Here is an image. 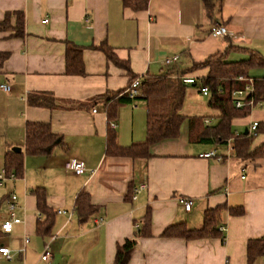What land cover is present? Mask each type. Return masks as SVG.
<instances>
[{
  "label": "crops",
  "instance_id": "crops-1",
  "mask_svg": "<svg viewBox=\"0 0 264 264\" xmlns=\"http://www.w3.org/2000/svg\"><path fill=\"white\" fill-rule=\"evenodd\" d=\"M16 11L23 14V36L14 35L15 14L10 15L7 28H0V85H10L9 91L0 88V171L13 147L23 154L22 175L0 184V202L7 206L8 197L15 194L16 213L22 220L13 224L11 232L2 233L5 239L0 244L11 250L10 260H21L34 241L39 251L36 264H111L116 245L136 235L149 211L151 234L138 233L127 264H248V239L264 235V158H237L234 140L245 130L251 133L253 121L264 122V100L247 115L232 118V135L222 143L200 140L199 127L192 121L203 116L210 120H203L206 125L216 123L218 111L208 102L214 114L204 107L201 113H182L178 137L152 144L145 157L106 154V135L113 131L120 146L146 137L144 91L134 101L115 102L132 77L171 70L174 76L180 72L182 77L198 79L208 68L194 65L215 53L225 52L230 61L246 59L254 51L264 56V0H222L212 18L201 0H149L140 11L124 7L121 0H0V22L6 13ZM214 25L225 26L228 35H211ZM102 44L126 62L129 71L109 60L99 49ZM69 46L81 51V74L66 72ZM248 74L262 78L264 66H251ZM184 84L186 95L187 86L194 85ZM37 93L50 94L54 106L31 104L29 96ZM203 96L209 100L208 94ZM110 104L114 106L111 119L106 110ZM27 122L49 123L61 142L49 154H26ZM235 132L239 135L228 149L227 140ZM263 141L264 133L257 134L251 149ZM212 147L222 160L198 156ZM70 159L80 161L84 173L67 170ZM140 184L145 188L133 199L132 190ZM37 187L45 192L53 213L47 236L36 231L43 217L32 192ZM82 191L95 207L83 221L75 210V199ZM179 197L192 200L188 211ZM222 205L214 236H162L179 222L200 227L204 210ZM238 206L244 212L232 215L229 208ZM5 219H0V226ZM48 241L51 254L42 260ZM21 246L22 253L17 250ZM252 264H264V256Z\"/></svg>",
  "mask_w": 264,
  "mask_h": 264
},
{
  "label": "trees",
  "instance_id": "trees-1",
  "mask_svg": "<svg viewBox=\"0 0 264 264\" xmlns=\"http://www.w3.org/2000/svg\"><path fill=\"white\" fill-rule=\"evenodd\" d=\"M204 10L208 17L212 18L216 5L222 0H201ZM122 5L134 11L145 10L149 0H121ZM11 14L16 15V25L14 26V35L23 36V14L21 12H8L5 19L0 22V28L4 29L9 26L8 21ZM99 49L104 52L106 57L116 65L129 68L126 62L118 59L112 50L102 44ZM80 49L75 46H69L66 50V72L70 74L83 73V64ZM251 66H264V56L258 52L252 53L248 58L230 61L226 60L225 52L215 53L207 57L204 61L196 63L195 68L207 67L208 71L205 76L194 78L193 85L198 88L206 86L208 88V105L218 111L217 121L213 125H206L203 116L192 118V121L199 127V139L214 144L224 142L232 135L231 120L233 117L247 115L251 108L244 106L236 108L233 104L232 91L243 85L238 80V76H249L248 69ZM182 73L177 76L172 75L171 70L162 72L158 75H145L142 81L144 91V100L147 105V122L146 137L144 141L133 143L129 146H120L116 142L115 134L109 131L106 135V154L113 156H129L131 158L145 157L148 155L149 147L157 142L166 139L178 137L179 129L185 116L180 112L184 97L186 85L182 82ZM137 78L132 77L131 81ZM254 79L256 97L264 100V77H251ZM192 84V83H191ZM116 101L121 102L123 99H129L124 90L116 94ZM31 104L53 107L54 98L48 93L31 94L28 98ZM114 100L106 99V102L113 103ZM108 103V104H109ZM112 105V104H110ZM108 118L111 119L114 114V106L106 107ZM264 133V122H257L255 133H241L234 140L235 156L245 160L249 158H264V141L254 149H251L253 138ZM61 142L59 135L52 132L47 122H27L25 126V143L24 150L26 154L46 155L49 154L53 146ZM4 169L7 174L14 173L15 176H21L23 173V154L8 151L5 155ZM37 200V208L42 218L37 221V233L41 236L50 234L52 225V210L47 206L45 201V192L42 188L32 190ZM225 205L215 208H207L203 212L202 225L197 228H189L184 222H179L167 227L162 236L181 237L184 239H200L214 236L217 233V224L219 216ZM95 207L90 203L89 196L86 192H80L75 199V210L83 221L89 214L94 211ZM232 215H241L244 210L242 206L230 207ZM0 229V237L2 235ZM149 236L150 217L149 211L145 213L142 226L136 235L132 238L125 239L122 243L116 245L115 257L111 264H127L132 250L137 244V236ZM1 246V244H0ZM247 263L252 264L258 256H264V235L250 238L246 246Z\"/></svg>",
  "mask_w": 264,
  "mask_h": 264
},
{
  "label": "built area",
  "instance_id": "built-area-1",
  "mask_svg": "<svg viewBox=\"0 0 264 264\" xmlns=\"http://www.w3.org/2000/svg\"><path fill=\"white\" fill-rule=\"evenodd\" d=\"M47 19H44V22H46ZM211 35L215 37H223L225 35H228V30L225 26L223 25H214L211 30H210ZM176 59V57L166 59V63H170L171 60ZM238 80L243 82V85L239 88H236L232 91V98H233V104L236 108H241L244 106H249L251 109L255 108L256 106L261 105L260 99L256 97V89H255V84H254V79L248 76L240 75L238 76ZM194 77H183L182 82L183 83H194ZM142 81L139 77L134 78L124 93L127 95V97L131 100H135L137 98H140L143 96V89H142ZM0 88L3 89L4 91H9L10 90V85L7 83H3L0 85ZM200 92L203 95L208 94V88L206 86H202L200 88ZM135 106V105H134ZM205 123H209L210 120L208 118L204 119ZM112 127H114V123L111 124ZM257 127V121H253L250 124V131L251 133H255V129ZM239 133L235 132L233 137L229 138L227 140V146L228 149L233 148V138L238 136ZM201 158H215L216 160L220 161L222 160L223 156L219 153H217V150L215 147L210 148L208 151H205L203 153H200L198 155ZM65 168L75 174H82L85 171V168L83 164L76 160V159H70L65 163ZM15 174L14 173H9L7 174L6 170L3 168L0 171V184L7 178H14ZM145 188V184H140L136 187L133 188L132 190V198L135 199L137 194ZM179 202L183 205L185 210H189L192 206V200L188 197H179ZM16 207H17V196L15 194H11L8 199H7V210H8V215L9 218L5 220L3 223H1L0 229L3 233H9L12 230L13 224L14 223H19L22 220L18 217L16 213ZM59 213H65L64 210H58ZM220 230H223V227H220ZM54 237L51 236L50 240H52ZM29 241L28 237L24 238V243L26 244ZM25 248H22L19 250V252H24ZM51 254L50 251V245L49 241L46 242L43 246V252L40 256L42 260H47ZM0 255L3 256L5 259L10 260L12 258V253L11 250L6 247L1 245L0 246Z\"/></svg>",
  "mask_w": 264,
  "mask_h": 264
},
{
  "label": "rangeland",
  "instance_id": "rangeland-1",
  "mask_svg": "<svg viewBox=\"0 0 264 264\" xmlns=\"http://www.w3.org/2000/svg\"><path fill=\"white\" fill-rule=\"evenodd\" d=\"M253 72L254 71H251V74L255 73ZM207 102H208V97L203 96L201 93H198L197 89L194 86L189 85L187 86L184 104L180 112L183 114H194L195 111L196 113H201L202 107H204L205 110L207 109V111H210L212 114H214L215 112L208 108ZM203 114H207V113H203ZM212 120L214 121L215 117H212ZM234 128L238 129V127L236 126ZM256 140L258 141V139H255L254 141L255 143L257 142ZM1 218H6L5 220L9 218L7 206L3 202H0V219ZM4 239H5V235L2 234L0 237V241L2 242ZM18 242L19 241H16V243ZM22 247L23 246H21L17 250L19 251L20 249H22ZM38 254L39 251L37 248V244L33 241L28 245L27 253L21 260H18L17 257H15L12 260H6L0 256V264H24V262L25 264H36Z\"/></svg>",
  "mask_w": 264,
  "mask_h": 264
},
{
  "label": "water",
  "instance_id": "water-1",
  "mask_svg": "<svg viewBox=\"0 0 264 264\" xmlns=\"http://www.w3.org/2000/svg\"><path fill=\"white\" fill-rule=\"evenodd\" d=\"M244 133L246 134L247 131L245 130ZM12 150L13 151H16V152H19L20 151V148L19 147H13Z\"/></svg>",
  "mask_w": 264,
  "mask_h": 264
}]
</instances>
